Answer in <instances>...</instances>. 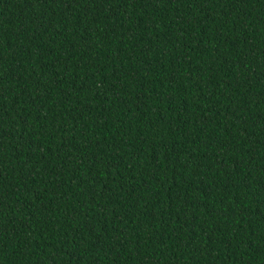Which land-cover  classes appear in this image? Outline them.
<instances>
[{
  "label": "trees",
  "instance_id": "obj_1",
  "mask_svg": "<svg viewBox=\"0 0 264 264\" xmlns=\"http://www.w3.org/2000/svg\"><path fill=\"white\" fill-rule=\"evenodd\" d=\"M0 264H264V0H0Z\"/></svg>",
  "mask_w": 264,
  "mask_h": 264
}]
</instances>
